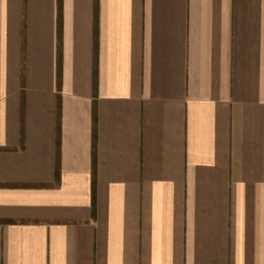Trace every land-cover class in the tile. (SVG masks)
Returning a JSON list of instances; mask_svg holds the SVG:
<instances>
[{
    "label": "crops",
    "instance_id": "obj_1",
    "mask_svg": "<svg viewBox=\"0 0 264 264\" xmlns=\"http://www.w3.org/2000/svg\"><path fill=\"white\" fill-rule=\"evenodd\" d=\"M0 264H264V0H0Z\"/></svg>",
    "mask_w": 264,
    "mask_h": 264
},
{
    "label": "trees",
    "instance_id": "obj_2",
    "mask_svg": "<svg viewBox=\"0 0 264 264\" xmlns=\"http://www.w3.org/2000/svg\"><path fill=\"white\" fill-rule=\"evenodd\" d=\"M61 0H59L60 2ZM61 34H62V21H61V8L59 7V23H58V41H59V56L61 48Z\"/></svg>",
    "mask_w": 264,
    "mask_h": 264
}]
</instances>
